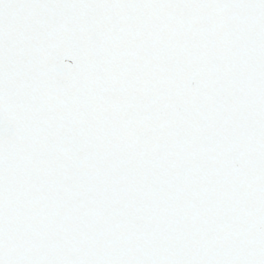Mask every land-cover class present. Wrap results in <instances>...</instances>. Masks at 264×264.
Returning <instances> with one entry per match:
<instances>
[{
    "label": "snow or ice",
    "instance_id": "obj_1",
    "mask_svg": "<svg viewBox=\"0 0 264 264\" xmlns=\"http://www.w3.org/2000/svg\"><path fill=\"white\" fill-rule=\"evenodd\" d=\"M0 264H264V0H0Z\"/></svg>",
    "mask_w": 264,
    "mask_h": 264
}]
</instances>
